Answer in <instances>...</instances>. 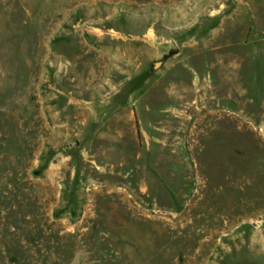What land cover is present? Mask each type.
<instances>
[{
    "label": "rangeland",
    "instance_id": "374dc122",
    "mask_svg": "<svg viewBox=\"0 0 264 264\" xmlns=\"http://www.w3.org/2000/svg\"><path fill=\"white\" fill-rule=\"evenodd\" d=\"M0 264H264V0H0Z\"/></svg>",
    "mask_w": 264,
    "mask_h": 264
}]
</instances>
